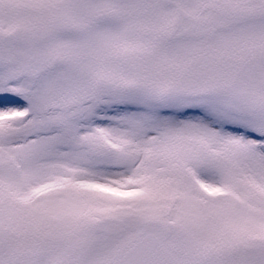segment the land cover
I'll list each match as a JSON object with an SVG mask.
<instances>
[{"label": "snow or ice", "instance_id": "1", "mask_svg": "<svg viewBox=\"0 0 264 264\" xmlns=\"http://www.w3.org/2000/svg\"><path fill=\"white\" fill-rule=\"evenodd\" d=\"M0 264H264V0H0Z\"/></svg>", "mask_w": 264, "mask_h": 264}]
</instances>
